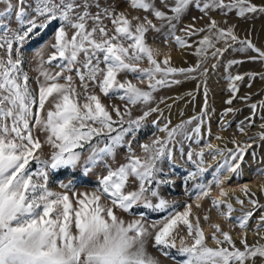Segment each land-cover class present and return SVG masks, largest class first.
Here are the masks:
<instances>
[{
  "label": "snow or ice",
  "instance_id": "1",
  "mask_svg": "<svg viewBox=\"0 0 264 264\" xmlns=\"http://www.w3.org/2000/svg\"><path fill=\"white\" fill-rule=\"evenodd\" d=\"M125 2L147 15L129 16L102 0H31L30 3L29 0L15 3L3 0L5 7L0 11V50H3L0 55V264H162L159 257L148 252L150 239L158 252L175 264H264V243L258 240L249 244L247 232L250 220L256 211L264 209V204L247 184L242 190L251 208L245 209V201L239 196L234 197L241 205L239 209L234 208L230 199H221L229 196L223 185L232 176L239 175L255 138L250 137L252 143L242 147L237 143L234 149L220 148L211 142L199 151L193 149L191 143L199 145L203 140L205 101L199 116L175 127H169L170 121L163 126L159 119L152 121L164 135L154 133L150 142L142 143V155L133 148V140L148 118L153 113L162 115L158 105L152 106L155 93L181 83L176 76L195 78L193 73L201 70L206 74L205 64L209 59L219 60L235 43L241 45L237 51L252 49L258 54L250 59L264 60V50L250 40H240L234 27L220 26L211 15L214 11L225 16L235 11L243 17L264 13V6L251 0H160V6L156 0ZM193 7L203 15L192 17L191 23L179 29L183 35H177L178 25ZM12 15L18 24L16 29L7 22V17ZM149 15L154 19H149ZM204 16L208 22L197 27L196 21ZM52 25H55L54 42L46 41L35 53L39 75L33 87L23 68L21 49L37 30H46ZM150 31L163 37L165 44L172 41L180 48L195 45L198 63L187 68L172 66L170 53H162L160 48L148 43ZM198 35L199 40L189 43ZM46 49L51 51L45 58ZM145 61L147 67L142 66ZM239 63L243 61L230 60L227 68ZM217 66L212 64V68ZM245 75L254 79L257 74ZM225 78L229 81V90L235 94L239 91L237 82L244 75L229 72ZM145 81L147 85L142 87ZM113 97L122 101V105L103 102L102 98ZM234 98L226 103L231 105ZM46 104L51 107L46 108ZM137 107L142 114L133 116V109ZM250 107L253 111L245 118L247 124L241 121L242 133L245 127L255 126L257 109H264V103ZM233 111L229 107L224 114ZM260 119L264 120V115ZM194 121L189 131L188 126ZM40 134L44 135L43 140ZM258 138L264 141V131ZM184 141L190 142L187 152ZM46 145L52 149L48 158L43 156ZM205 148L213 159L219 156L222 160L214 167L208 182H204V175L212 166L206 163ZM120 149L126 150V162L114 167ZM177 150L192 165L183 178L185 193L192 202L168 200L160 192L161 185L174 183L161 178V165L168 161L174 167ZM82 160L85 173L102 169L91 192H78L72 181L59 183L63 191L50 187L51 172L76 168ZM32 162L38 165L35 171L31 169ZM256 174L264 175V168L256 169ZM189 181L192 182L190 189ZM213 185L219 188V196L212 195ZM205 198L211 199L221 216L235 221L241 229L242 247L237 246L229 231L211 222L210 210L203 216L193 211V203L201 208L199 202ZM141 206L166 215L149 223L147 213L136 215L134 212ZM237 211L241 215L233 216ZM119 212L134 218L125 220ZM202 220L213 229L210 234L206 233ZM262 229L264 212L255 227L256 234L264 240Z\"/></svg>",
  "mask_w": 264,
  "mask_h": 264
},
{
  "label": "rangeland",
  "instance_id": "2",
  "mask_svg": "<svg viewBox=\"0 0 264 264\" xmlns=\"http://www.w3.org/2000/svg\"><path fill=\"white\" fill-rule=\"evenodd\" d=\"M13 3L16 0H12ZM31 0H29V3ZM252 3H255L258 6H264V0H251ZM102 3L111 4L117 9V11H125L129 16H145L143 10L133 9L129 3H126L125 0H102ZM157 6H160V0H156ZM5 5L3 0H0V11L4 9ZM203 14L197 9L190 8V10L183 17L182 23L178 25L177 35H183L179 31L184 25H187L192 22V17H200ZM222 27L232 26L234 27L235 34L240 40H250L257 48L264 50V13L256 12L249 13L241 17L236 14L235 11L229 13L228 15H223L218 11L211 13ZM149 19H154L149 15ZM7 22H9L12 29L18 28V24L15 21L14 15L7 17ZM157 22L158 21H155ZM208 22V17L198 19L196 21V26H204ZM109 27L111 25L109 24ZM55 25L49 26L46 30H37L34 35L30 36L25 42V45L21 49V53L24 58L23 68L28 72L30 77V83L33 87L36 86V77L39 75L38 71V59L36 58V50L40 48L46 41H51L53 37V32ZM200 36L192 37L189 41L199 40ZM148 43L153 47H158L161 49L162 53H170L172 66L175 67H191L198 63L199 57L195 53V45L192 47L180 48L174 42L169 41L168 44L163 42V37L159 34L150 31L147 34ZM218 47L220 45H217ZM241 45L235 43L232 49H229L228 52L224 54L219 60L209 59L205 64V67H209L210 70L203 74L201 72L193 73L195 78L185 79L183 76L178 75L175 79H179L181 83L173 84L171 87L161 88L155 93V102L153 107L159 106L161 113H153L148 120L145 122L144 127L136 134L135 139L133 140V148L135 149L138 155H142V149L140 145L142 143H148L151 139L154 138L153 134L157 136H163L164 133L158 132L156 126L153 125L152 121L159 119L160 126L163 124L171 122L169 127H175L176 125L187 121L193 117L199 116L202 113V110L205 107V101H207V115L205 116V125L202 128L203 140L199 145L191 143V147L196 151H199L200 148H203L206 143L211 142L215 146L220 148L234 149L237 146V143L242 147L245 143H252V140L249 138H255V143L253 146L247 150L245 154L244 161L241 164V169L239 175H234L232 178L225 181L223 187L229 192L228 197H221V199H230L234 208L239 209L240 204L237 203L235 196H239L241 199H244L245 209L251 208L252 206L248 203L247 198L243 192V185L247 184L252 192H255L256 198H258L261 204H264V191H262V186H264V175H257L256 169L264 168V141H261L258 138V134L261 131H264V128H261V125L264 124V120L260 119L261 115H264V109H257V118L255 120L254 127H245V131L242 133L239 131L241 126V121H247L246 117H249L252 113L250 107L251 104H261L264 103V60L260 59H250V57L257 56L258 54L249 49L247 51H237L236 49L240 48ZM51 49L45 50V58L47 53ZM3 54V50H0V55ZM230 60H239L243 63L233 65L230 69L227 68V63ZM212 64H217L216 68H212ZM147 67V61L142 65ZM47 67V65H46ZM232 75H244L242 81L237 82L239 91L233 94L229 90V81L225 78L228 73ZM256 73V77L250 78L249 75ZM123 78V77H121ZM132 78V77H128ZM135 82V81H134ZM147 85V81L144 82L143 86ZM235 97L232 100V104L229 105L226 101L229 98ZM242 97H248L247 100L241 99ZM161 98H163V103H160ZM105 104H121L122 101L113 97L111 100L108 98H102ZM51 107L50 104H46V108ZM231 107L234 109L233 112L224 114L225 109ZM141 109L139 107L133 109V116L141 115ZM193 125L188 126V130L191 131ZM210 127V134L208 128ZM41 139H44V135L40 134ZM221 137V139H217ZM131 139V137H128ZM178 140H181L182 137H177ZM235 141L236 143H233ZM188 141H184L185 151H188L189 148ZM178 149V145H177ZM52 149L49 146H45L43 150L44 158H48L51 154ZM125 149L118 150V155L116 158V163L113 165L118 166L120 163L126 162ZM255 153V156L252 153ZM87 152L84 154L86 159ZM176 164L171 166L168 161H165L161 167L163 172L161 174L162 179H170L174 181L172 184L161 185L160 192L168 200H177L180 202H192L191 198L185 193V185L183 183V178L187 175V171L192 168L190 163L186 162V158H181L178 150L175 153ZM205 160L208 165L212 167L209 168V171L204 175V182H208L212 179V173L214 167L222 162L221 157L217 156L213 159L212 155L208 153V150L205 148ZM38 167L35 162H32L31 169L35 171ZM83 160L81 164L76 168H61L50 173V187L57 191H63L59 188V183H67L72 181L75 184L76 190L78 192H91L96 184L97 176L101 173L102 169H94L92 172L85 173L83 170ZM227 175V174H225ZM187 187L190 189L192 187V182L189 181ZM234 194V195H233ZM212 195L219 196V188L213 185ZM155 202V200H154ZM202 207L197 208L195 203H193V211L203 216L205 212L210 210L209 215L212 223H219L225 231H229L233 238L237 241V246L239 244L241 229L236 225L234 220H229L226 217H223L219 214L217 209L213 207L211 199L205 198L199 202ZM141 208H135L134 212L136 215L141 213ZM179 210H183L181 207ZM226 211V209H224ZM264 212V209L258 210L255 212L254 217L249 222L248 232V242L249 244H254L258 240L261 243H264V240L260 238L255 232L256 221L259 219L260 215ZM148 222L150 223L153 220L160 219L166 213H154L151 210H148ZM118 215L122 216L125 220H132L134 216L128 215L124 212H119ZM241 213L239 211L234 212L233 216H239ZM202 226L204 227L206 233L210 234L213 229L209 226L207 222L201 221ZM186 235V232H183ZM261 235H264V229L261 230ZM210 245L215 246L214 242L211 240L208 241ZM242 247V246H241ZM148 252L154 256L159 257L162 261V264H175L172 259L165 258L158 252L157 248L153 246V241L150 239L148 243Z\"/></svg>",
  "mask_w": 264,
  "mask_h": 264
},
{
  "label": "trees",
  "instance_id": "3",
  "mask_svg": "<svg viewBox=\"0 0 264 264\" xmlns=\"http://www.w3.org/2000/svg\"><path fill=\"white\" fill-rule=\"evenodd\" d=\"M141 211H142V212H145V213L148 212V210H146V209H144V208H141Z\"/></svg>",
  "mask_w": 264,
  "mask_h": 264
},
{
  "label": "water",
  "instance_id": "4",
  "mask_svg": "<svg viewBox=\"0 0 264 264\" xmlns=\"http://www.w3.org/2000/svg\"><path fill=\"white\" fill-rule=\"evenodd\" d=\"M207 68H208V71H209V70H210V68H209V67H207ZM208 71H207V72H208Z\"/></svg>",
  "mask_w": 264,
  "mask_h": 264
}]
</instances>
